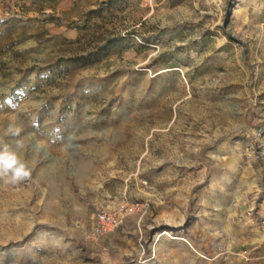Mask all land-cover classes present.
<instances>
[{
    "label": "rangeland",
    "instance_id": "374dc122",
    "mask_svg": "<svg viewBox=\"0 0 264 264\" xmlns=\"http://www.w3.org/2000/svg\"><path fill=\"white\" fill-rule=\"evenodd\" d=\"M9 126L0 264H263L264 0H0Z\"/></svg>",
    "mask_w": 264,
    "mask_h": 264
},
{
    "label": "clouds",
    "instance_id": "9594fccd",
    "mask_svg": "<svg viewBox=\"0 0 264 264\" xmlns=\"http://www.w3.org/2000/svg\"><path fill=\"white\" fill-rule=\"evenodd\" d=\"M20 129L9 126L5 136L15 138V143L9 144L0 138V178L6 183L19 184L31 178V169L21 158L20 152L24 143L20 137Z\"/></svg>",
    "mask_w": 264,
    "mask_h": 264
},
{
    "label": "built area",
    "instance_id": "2783aa9c",
    "mask_svg": "<svg viewBox=\"0 0 264 264\" xmlns=\"http://www.w3.org/2000/svg\"><path fill=\"white\" fill-rule=\"evenodd\" d=\"M127 212V209L122 210V208L113 211L97 210L93 215L89 237L91 239H97L102 235L114 231L121 225L123 217ZM260 260L264 264V255L260 257Z\"/></svg>",
    "mask_w": 264,
    "mask_h": 264
}]
</instances>
